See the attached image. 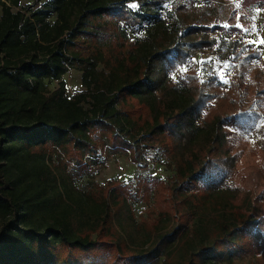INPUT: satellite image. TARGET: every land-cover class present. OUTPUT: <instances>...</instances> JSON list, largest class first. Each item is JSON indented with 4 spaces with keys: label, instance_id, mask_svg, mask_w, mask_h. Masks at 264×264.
I'll return each mask as SVG.
<instances>
[{
    "label": "trees",
    "instance_id": "1",
    "mask_svg": "<svg viewBox=\"0 0 264 264\" xmlns=\"http://www.w3.org/2000/svg\"><path fill=\"white\" fill-rule=\"evenodd\" d=\"M170 1L0 0V264H81L103 239L131 264L243 259L258 222L239 189L224 177L202 189L214 158L235 166L219 100L207 107L191 67L176 74L217 37ZM108 146L135 163L154 154L173 210L140 219L118 187H80Z\"/></svg>",
    "mask_w": 264,
    "mask_h": 264
},
{
    "label": "rangeland",
    "instance_id": "2",
    "mask_svg": "<svg viewBox=\"0 0 264 264\" xmlns=\"http://www.w3.org/2000/svg\"><path fill=\"white\" fill-rule=\"evenodd\" d=\"M203 1L211 4L204 9ZM32 2L22 0L23 5ZM174 2L185 3L195 15L217 30L213 32L217 37L215 48L192 58L176 74H183L191 67L200 79V94L203 93L205 100L210 97L207 107L219 100L217 107L225 117L227 145L235 158V166L231 168L226 162L214 158L202 189L211 182L219 183L223 177L228 185L239 189L238 202H244V210L256 219L258 225L251 229L250 246L237 264H254L256 260L252 255L264 252V43H261L264 41V5L255 4V0ZM200 5L203 9L198 10ZM134 39L135 34L131 33L130 42ZM65 80L71 96L84 91L78 71H70ZM56 85L53 82L50 87ZM238 86L239 95L235 91ZM140 108L136 106L135 109L147 117L146 110ZM112 153L115 151L109 146L100 153L103 154L100 164L78 179L80 187L89 189L95 185L100 190L118 187L130 198L140 219L150 218L158 211L173 210V193L162 180L169 172L163 165H156L154 154L145 155V160L135 163L130 156ZM256 232L261 234L260 239L254 235ZM99 248L97 252L76 256L81 264H131L129 257H120L115 252L108 239H103Z\"/></svg>",
    "mask_w": 264,
    "mask_h": 264
},
{
    "label": "snow or ice",
    "instance_id": "3",
    "mask_svg": "<svg viewBox=\"0 0 264 264\" xmlns=\"http://www.w3.org/2000/svg\"><path fill=\"white\" fill-rule=\"evenodd\" d=\"M133 8L137 7L135 4L131 5ZM237 27H239V25H237ZM261 43H264V41H261ZM182 71H184V69H182ZM225 83H227V81H225Z\"/></svg>",
    "mask_w": 264,
    "mask_h": 264
}]
</instances>
